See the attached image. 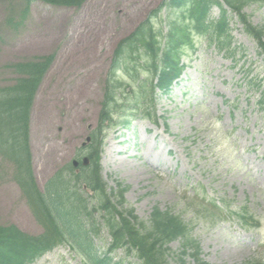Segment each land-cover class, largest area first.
Masks as SVG:
<instances>
[{"label": "rangeland", "instance_id": "obj_1", "mask_svg": "<svg viewBox=\"0 0 264 264\" xmlns=\"http://www.w3.org/2000/svg\"><path fill=\"white\" fill-rule=\"evenodd\" d=\"M162 1L87 0L81 7H59L0 0V89L20 77L14 64L55 57L31 106L30 163L41 191L57 172L67 176L74 158L87 156L90 149L81 144L101 124L114 51ZM244 11L264 29V2L249 3ZM209 16L217 19L219 8L213 6ZM229 21L237 49L221 50L207 37L194 35V48H184L187 68L181 78L169 94H156L153 120L142 117L141 108L131 112L128 127H108L100 152L105 194L73 188L90 208L99 209L106 196L117 201L112 189L122 183L127 187L124 208L140 219L149 221L156 207L181 214L191 223V236L208 264L264 262V103L255 85L264 88V55L231 12ZM134 58L138 61V54ZM117 74L124 84L132 80L130 70ZM132 92L126 89L119 104L123 114L134 107ZM14 173L13 162L0 154V224L40 235L44 227ZM195 194L227 202L230 214L213 225L194 219L188 200ZM92 214L102 221L98 210ZM95 242L99 253L106 251V229ZM167 246L170 264H195L189 256L185 263L179 259L180 239ZM113 255L124 264H141L123 251ZM32 264L88 262L79 247L63 243Z\"/></svg>", "mask_w": 264, "mask_h": 264}, {"label": "trees", "instance_id": "obj_2", "mask_svg": "<svg viewBox=\"0 0 264 264\" xmlns=\"http://www.w3.org/2000/svg\"><path fill=\"white\" fill-rule=\"evenodd\" d=\"M25 1L30 3L33 0ZM41 1L57 6L78 7L86 0ZM223 1L231 9V13L236 14L244 32L256 41L259 53L264 54V29L254 25L244 11L249 3H262L264 0ZM214 5L220 8L217 19L209 16ZM186 7V11L179 12V8ZM164 8L168 9L165 31L160 15ZM155 19H159V22ZM229 23V12L220 0H164L136 31L118 44L113 72L119 68L132 70L135 73L131 80L132 91L139 94L147 85V93L141 97L153 107L156 88L168 93L174 81L186 68V63L182 61L186 57L184 48L191 43L193 35L207 37L221 50L230 51L236 48L233 46ZM138 52L140 58L135 61L132 56ZM53 59V56H47L13 65L21 76L13 86L0 89V153L15 164L14 177L36 218L44 227L43 234L33 236L15 225L0 224V264H32L42 254L63 243L79 247L86 255L88 264H122L123 261L116 262L112 256L118 249L133 254L142 264H170L167 245L176 239L182 241L183 250L178 254L182 262L185 263V256L190 255L195 264H207L200 256L196 240L191 236V223L184 220L181 214L162 211L156 207L149 221L139 219L133 210L124 209L126 187L120 183L117 193L113 194L119 198L117 202L106 196L99 202V209L94 207L93 210H89L86 199L72 190V181H76L85 183L96 194H105L106 183L97 160L103 137H94L89 153L93 164L85 168L76 179L70 176L66 178L67 176L59 172L50 180L45 192L38 188L30 163L29 122L35 93ZM142 75L144 78H141ZM112 79L105 92L102 124L106 120L111 121L113 113L109 108L116 106L122 93L120 88L111 84ZM255 85L261 90L260 102L264 103V88H261L260 83ZM148 108L149 106L145 107ZM120 118H124V115ZM129 118L126 116V120H122L123 125L126 126ZM200 201L203 204L194 199L188 200L194 219L198 218L213 225L229 214L227 202L220 205L215 199L206 201L204 198ZM95 210L103 211L102 223L90 218ZM103 228L108 231L111 242L107 251L102 254L96 248L95 238L101 234ZM244 264L264 262L250 259Z\"/></svg>", "mask_w": 264, "mask_h": 264}, {"label": "water", "instance_id": "obj_3", "mask_svg": "<svg viewBox=\"0 0 264 264\" xmlns=\"http://www.w3.org/2000/svg\"><path fill=\"white\" fill-rule=\"evenodd\" d=\"M88 140H89V138H88ZM85 161H86V163H87V160H85ZM74 164L77 165L78 163L75 161Z\"/></svg>", "mask_w": 264, "mask_h": 264}]
</instances>
